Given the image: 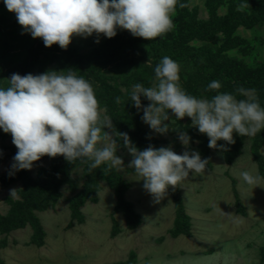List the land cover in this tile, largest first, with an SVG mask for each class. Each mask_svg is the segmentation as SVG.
<instances>
[{
  "label": "rangeland",
  "instance_id": "1",
  "mask_svg": "<svg viewBox=\"0 0 264 264\" xmlns=\"http://www.w3.org/2000/svg\"><path fill=\"white\" fill-rule=\"evenodd\" d=\"M264 3V0H256ZM211 2V1H210ZM242 0H214L211 4L215 15L219 18L235 14H244L247 18H256L258 11L249 6L244 11H237ZM209 0H187L185 10L190 18L198 21H208L211 18ZM13 13L9 12L0 0V87L5 88L8 83V71L17 64L25 61L29 53L38 49L39 62L30 72L39 75L47 71H58L67 74L70 68L63 66L60 57L63 53H73V56L87 54L90 50L101 48L109 38L101 35L99 43L95 34L87 38L73 37L68 48L61 49L59 45L45 47L41 38H33L30 33L13 22ZM261 19L254 21L250 27L233 26L230 21L232 35L228 40L226 33L220 32L216 36V58L219 62L237 61L254 70L259 63H264V13ZM187 19V18H186ZM183 13L176 10L173 16L174 24L186 20ZM171 32V31H170ZM169 32V33H170ZM23 33V34H22ZM123 37L130 34L127 30H117ZM176 31L171 36L175 37ZM224 34H226L224 36ZM163 38L167 35L162 36ZM241 39L233 45L234 38ZM189 46L198 47L200 43L189 42ZM162 58L154 55L148 44L133 37L122 41L111 58L97 74H91L87 81L94 91L111 89L115 85V74L110 72L114 66L136 63L149 69L152 80L147 81L141 73H136L132 67L123 68L121 76L124 80H117L118 91L127 95V101L135 84L152 87L157 83L154 69ZM215 60V59H214ZM217 61V60H216ZM217 69L223 64L217 63ZM180 67V86L187 94L193 95V89L199 90V99H211L218 92H228L237 99H246L236 91L221 86L219 90L209 91L206 80L197 65L191 59L176 61ZM228 64V63H227ZM119 72V74H120ZM108 86V87H106ZM261 107L259 95L254 92ZM143 106L149 101L141 97ZM101 118L109 112L105 106H100ZM137 109V108H136ZM142 110L137 109V121L143 137L148 134L152 139L143 145L144 149L154 144V147H169L177 154L185 150L198 151L204 159L208 155L209 169L202 175L189 173V177L179 183L178 191L182 202L183 212L188 219L186 234L173 236L171 231L175 226L176 212L169 188L167 195L157 203L143 188V180L132 168L127 167L132 159L123 143L117 137V156L123 159L124 165L112 167L127 188L124 199L130 203L133 212L139 216L137 227L129 229L122 212L115 211L116 196L111 179L106 169L101 166L89 172L88 164L77 159L68 171L65 181L58 185V198L42 211L35 214L44 231L43 244L35 246L31 243L33 231L29 226L16 229L5 235H0L6 245L0 248V264H264L260 262V249L264 247V177L261 176L257 162L251 153L255 143V136L242 137L234 133V138L241 143L239 152L230 161L226 154L232 146L227 145L228 151L208 147V137L199 133L192 126L190 118L182 124L171 118L165 135L153 132L141 117ZM115 129L116 125L112 121ZM264 130V129H262ZM261 130V131H262ZM106 131H111L106 129ZM177 131L186 132L191 137L187 149L178 139ZM260 131V132H261ZM138 133V130H137ZM259 134V133H257ZM142 138V137H141ZM145 138V137H144ZM218 144H225L218 141ZM0 179L7 177L13 157L17 152L10 134L0 129ZM259 153L264 157V138L259 142ZM53 159L44 156L35 162L31 170H25L34 184H40L48 179V172L52 169ZM242 171H250L259 175L257 187L246 184L241 178ZM49 180H43L48 182ZM96 184V201L86 200L80 207L82 221L72 218L69 208L70 202L76 198L87 183ZM17 189L16 197H10V189ZM94 189V188H93ZM25 190V183L21 180L0 186V216L6 215L11 203L22 201L21 193ZM117 232L113 234L115 231Z\"/></svg>",
  "mask_w": 264,
  "mask_h": 264
},
{
  "label": "clouds",
  "instance_id": "2",
  "mask_svg": "<svg viewBox=\"0 0 264 264\" xmlns=\"http://www.w3.org/2000/svg\"><path fill=\"white\" fill-rule=\"evenodd\" d=\"M4 5L15 13L24 32L41 38L45 47L55 44L65 50L73 37L95 34L99 43L101 35L111 39L118 29L145 40L162 37L174 29L177 7H189L180 0H4ZM249 6L242 2L237 11ZM154 72V86L137 83L130 95L133 106L143 112L142 121L153 132L168 133L165 121L170 120L169 110L177 120L190 118L192 126L208 137L211 149L228 151L227 145L235 143L234 133L251 137L264 129V107L254 90L236 89L246 99L218 91L211 99H199L180 86L179 64L170 57H163ZM8 81L9 87H0V129L11 135L17 149L9 176L31 170L44 156H63L70 163L79 159L88 164L89 172L102 164L109 168L124 165L116 154L117 137L132 156L127 167L141 177L144 190L157 203L190 172L202 175L206 170L209 160L195 150L177 154L171 146L138 149L127 133L116 131L111 118H101L92 85L72 70L67 74L54 70L39 75L13 73ZM220 88L217 80L207 86L209 91ZM141 97L149 101L147 106L142 105ZM116 103H121L120 97H116ZM177 133L187 149L191 137L186 132ZM240 178L255 187L261 179L250 171H242ZM16 195L17 189H10V197Z\"/></svg>",
  "mask_w": 264,
  "mask_h": 264
},
{
  "label": "trees",
  "instance_id": "3",
  "mask_svg": "<svg viewBox=\"0 0 264 264\" xmlns=\"http://www.w3.org/2000/svg\"><path fill=\"white\" fill-rule=\"evenodd\" d=\"M213 1L214 0H209L208 3L210 4L209 8L211 13V18L208 21H198L194 17L190 18V14L185 10L186 8L180 9L177 7L178 11L183 13V17L187 19L178 22L180 24L175 23L174 29L166 34L167 38L158 37L153 40H145L140 37L137 38L148 44L153 54L159 58L168 56L174 61H179L181 59L193 60L199 71L203 74L207 84L217 80L221 83V86L234 91L239 87L254 90V92L259 95L260 101L264 102V63H259L258 66H256V69L252 70L243 63L237 61L228 62L224 60L223 62H219L215 55L216 48L214 50V47H216L215 40L218 33H226L227 35L224 34V36L226 35L228 40L230 33L232 35L231 31L232 28L234 29L233 26L236 27L238 25H243L245 27H250L254 24V21L261 19L260 17L264 12L258 10L264 9V3L256 0H242L243 2H248L254 11H258L259 16L256 18H247L242 13L235 14L232 18L229 16L219 18L215 15V11L211 6ZM180 2L187 4V0H180ZM13 16V22L18 24L15 13H13ZM229 20L234 22V24H232L233 26L228 23ZM173 31H176L175 37L171 36ZM133 37L134 36L131 33L124 35L123 37L118 33L115 37L109 39L108 42L103 44L101 48L90 50L87 54L77 57L73 56L74 52L71 54L63 53L60 57V61H63L64 64L62 65L68 69L70 68L78 77H83L87 80L91 74L96 75L97 72L106 65V62L111 58L112 52L120 47L124 39L130 40ZM232 40H234L233 45H235L241 39L235 37ZM189 42H198L200 43V46H189ZM38 52V49L32 50L25 61L12 67L8 71V78H10L13 73H18L22 76L29 74L39 62ZM214 61L218 64L222 63V68L217 69L218 65L215 64ZM126 64V66L124 64L114 66V69L110 70V72L115 74L114 80L116 82L114 86H111L109 91L105 88L103 89L105 92H101V90L94 92L98 99L99 106H105L109 112L112 121L116 125V131L127 133L132 143L138 149L143 150V145L149 142L146 138L150 139L151 142H153V139L148 134H144L145 138L140 134L143 130L140 129V126L138 125L137 109L133 106L131 101H127V95L118 91L119 83L117 80L120 81L126 78L124 75L121 76L123 73L120 72L124 67H132L136 73H141V76L147 79V81H151L153 77L149 69L146 67L133 62H128ZM9 86L10 84L8 81L5 88ZM192 93L193 96H199V90L196 88L193 89ZM189 95L192 94L190 93ZM116 97L121 98V103H116ZM262 138H264V130L259 132V134H256L254 139L255 143L251 147V153L258 164L261 176L264 177V157L259 153V142ZM234 139V145L225 156L227 161H230L235 155H237L239 148L241 147V143L238 140L236 141V138ZM118 140L123 143L119 137ZM153 145L154 144H152V146ZM146 146L147 145H145V147ZM204 158L208 159L206 152L204 153ZM52 159L53 165L50 172L47 173L48 179H43L49 180L48 182H43L42 180L40 184H34L27 176L25 170H20L15 172L12 176L8 175L7 177H2L0 179V186L18 180L25 183V190L21 193L23 200L12 202L11 208L6 215L0 216V235H5L12 230L22 229L29 226L33 231L31 243L38 247L43 244L44 231L35 212L44 210L50 202L52 203L56 201L58 198V185L66 180L68 171L77 161L70 163L65 160L63 156H57ZM209 167L208 163L206 168L209 169ZM100 168L106 169L109 173L108 177L114 180L113 188L115 190L117 201L115 211L123 213L129 229L137 227L140 223L139 216L133 212L131 204L126 202L123 197L127 188L126 184L121 181L113 168L106 166H101ZM86 185L87 186L84 190H82L69 204L72 218L77 221H82L79 209L84 202L86 200L92 202L96 201V184L92 181ZM178 186L179 184L175 190L171 189V196L176 212L175 226L171 231L173 236L186 234L188 231V219L183 212ZM114 231L113 234L117 232V230ZM5 245L6 243L4 239H0V248L5 247ZM260 262L264 263V247L260 249Z\"/></svg>",
  "mask_w": 264,
  "mask_h": 264
},
{
  "label": "water",
  "instance_id": "4",
  "mask_svg": "<svg viewBox=\"0 0 264 264\" xmlns=\"http://www.w3.org/2000/svg\"><path fill=\"white\" fill-rule=\"evenodd\" d=\"M169 116H170V119H171V118L176 119V117L171 113V110H169ZM176 120H177V119H176ZM169 121H170V120H169ZM169 121H165V123H169ZM177 121L181 122L182 124H186V118H183V119H181V120H177Z\"/></svg>",
  "mask_w": 264,
  "mask_h": 264
}]
</instances>
